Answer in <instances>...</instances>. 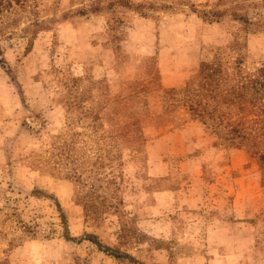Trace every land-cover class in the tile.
<instances>
[{"label": "rangeland", "instance_id": "374dc122", "mask_svg": "<svg viewBox=\"0 0 264 264\" xmlns=\"http://www.w3.org/2000/svg\"><path fill=\"white\" fill-rule=\"evenodd\" d=\"M237 58L264 76V0H0V264H138L91 236L145 264H264L254 139L220 145L177 91ZM247 97L215 122L264 127Z\"/></svg>", "mask_w": 264, "mask_h": 264}, {"label": "trees", "instance_id": "16d2710c", "mask_svg": "<svg viewBox=\"0 0 264 264\" xmlns=\"http://www.w3.org/2000/svg\"><path fill=\"white\" fill-rule=\"evenodd\" d=\"M69 81L71 85L77 87L81 79L70 77ZM177 91L183 94V105L187 106L192 118L203 124L216 137L220 145L241 149L246 146V140L252 137L255 143L250 148L252 153L258 156L264 173V143L262 142L264 127L258 126L247 131L237 126L220 125L218 122L222 121V113H219L217 107V99L220 96L230 97L234 102L239 101L241 104L245 103L246 98L248 100V95L253 97V100L260 98L264 100L263 75L253 77V74L243 66L241 58H237L231 67L219 59L202 60L197 63L191 77ZM261 114L260 111L257 115ZM88 238L95 243L99 251L108 256L118 259L127 258L132 263L145 264L138 262L133 255L101 243L93 236Z\"/></svg>", "mask_w": 264, "mask_h": 264}, {"label": "crops", "instance_id": "0c3cea01", "mask_svg": "<svg viewBox=\"0 0 264 264\" xmlns=\"http://www.w3.org/2000/svg\"><path fill=\"white\" fill-rule=\"evenodd\" d=\"M167 174V172H164V171H159V172H156V175L157 176H163ZM185 189V187H182L181 185H179L178 187L176 188H172L171 190L169 191H165V192H159V193H155L153 196V208L156 210V211H159V212H162V208L164 206L165 203L168 202V196H172L174 197L175 196V201L177 200V204H175V208L176 209H180L181 206H179L178 202L180 201V196L179 194H181V192ZM150 200H152V198H150ZM184 199L181 198V202H183ZM161 210V211H160ZM147 223L149 224L150 221L147 220ZM26 250V252L24 251L21 252L20 250H15L11 253V255H9V257H11L10 259V264H27V260L30 258V256L32 255L31 251H28Z\"/></svg>", "mask_w": 264, "mask_h": 264}]
</instances>
